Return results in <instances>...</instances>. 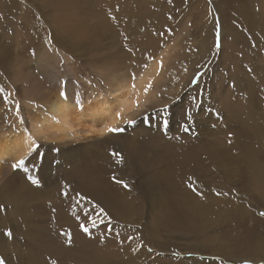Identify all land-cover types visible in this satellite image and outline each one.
I'll return each mask as SVG.
<instances>
[{
  "label": "rangeland",
  "instance_id": "374dc122",
  "mask_svg": "<svg viewBox=\"0 0 264 264\" xmlns=\"http://www.w3.org/2000/svg\"><path fill=\"white\" fill-rule=\"evenodd\" d=\"M173 1H175L176 7L174 6L175 9L167 19L168 25L164 28V31H166L164 35L166 34L167 37L163 42L155 46L156 49L151 54V58L147 59L142 65L129 66L130 60L123 61L125 62L124 64L120 60L113 59V57H109L108 60L103 61V51H110L112 53L116 48L107 41H105L107 46L106 50L103 47L100 50L102 53L97 55L90 54L83 43L67 44L64 41L63 43L57 41V46H55L57 48V63L52 68L47 65V69L50 71H45V74L49 73L46 77H40L41 74L38 77V72L34 67L40 56L37 54L42 53L44 48L42 42L35 43L38 45H32L27 50L28 52L21 53L22 55L17 48L20 45L15 41L12 42L16 39H10L9 44L3 40L0 42L2 56L4 53H7L4 60L0 61V88L4 89V92L0 93V140L8 133H15L14 136L16 137L18 135L22 136L19 134L20 132L26 133L30 139H27L30 142L27 143L17 157V161L20 159L25 160V166L29 171L25 173L22 169L14 170L11 167V173L2 180V183L10 177L13 179L14 184L22 183L28 185L31 197L23 205L26 206V212L28 211L27 215L30 217L28 229L30 231L32 230L33 223H35L34 218H38L41 215L39 210L34 211L32 209L33 204L35 206L43 204L41 211L47 214V221L43 215L42 225L48 223L47 226L51 228L56 225L54 224V220L57 224L63 223L62 219L58 217L57 220L55 219V212L53 213L51 209L49 210L50 215L47 213L48 205L53 206L57 210H60L63 204L69 210L76 209V202L66 199L61 195V192L65 190V185H70L72 189L70 195L74 196L76 192L84 194L80 186L87 185L91 174L94 171H98L99 168L102 170V175L107 182L116 183L113 180V177H116L118 180H123L129 188H125L120 184L123 190L127 194L129 192V194L127 195L126 203L123 204L124 201H122L118 205H114L107 200H102L101 193H98L100 196L96 197L89 193L88 199H91L95 204L105 209L108 217L99 216V208L95 212H92L97 224L95 228L91 222L83 220L82 217L83 223H86L91 234H85L81 230L79 225L82 220L79 222L77 220L74 227L68 224L69 227L65 222L64 225H57V230L52 232L54 234H49L52 238H50V243L56 242V244H59L61 242L60 245L70 246V248L61 249L60 245L59 247L50 246L51 252H47L43 248L44 251L41 253V257L46 260V264H50L52 260L56 261V264H79L78 262H70L73 254L72 249L74 245L72 244H74V234L77 232L80 236L84 235L88 239V242H92L93 244L95 240H99L98 242L101 245L105 239L108 240L107 238H111L112 236L114 238L112 231H109L105 227L108 219H111L112 224H114V221H117L123 224H130L139 229L134 235L143 243L147 254L139 260L140 262L137 261L136 264L144 262L146 264H243L244 260H249L247 258L241 260L240 252L242 251H236L239 253L236 254V256H239V258H236L238 261L224 260L220 257L221 255H218V251H214L218 242L216 237L220 236V233H225L230 225L228 223V226H226L225 223L216 220L218 218L217 214L211 216L204 222V228L202 226H190L188 229L186 227L180 228L177 227L179 224L176 226L169 225V227L167 222L159 220L167 215H179L178 212L181 211V203H184L176 197L178 190H175L165 179L164 170L166 165L162 160L165 154V147L163 145L151 152L153 163L146 168L139 167V169L128 154L134 152L132 143H135V141H137L136 144L140 142V145L141 143L146 144L149 141L147 138V140L145 139L147 134L145 137H136L138 131L144 130V128V131L149 130L155 132L154 134H156V130H159L167 136L176 132L179 127L180 130H183L181 125L188 121L186 122L182 119V114L187 109H193L192 114L194 116V121H192L193 125L190 124L191 122L189 124L187 123L189 127V131L187 132L190 133V131H193L194 139L200 137L199 142L196 144L197 146L211 141L214 131L211 124L217 119H222V114L214 109V105L204 103L200 98H203L206 93L208 96L205 100L212 98L218 99V96H215L212 91L215 92L216 84L218 85L217 78H219L221 73L223 74L222 66L219 64L220 60L218 59L220 58L221 51L220 48L217 50L215 47L216 30L214 33L215 41L213 47L211 42V29L213 24L216 25L218 19V13L213 2H217L218 0ZM40 22L42 28L47 30L46 23L42 20ZM16 29L21 30V28ZM226 39L227 37H225ZM46 51L51 52L50 49ZM32 52L35 54L33 55ZM115 60L117 62L120 61L119 63L123 65L121 64L120 66L119 63H114L116 62ZM153 60L157 61V66L156 69L154 68L149 72L146 83V86L150 83L151 88L147 93L144 92L140 98L136 94L137 96L133 97L134 101L132 102V106L122 115L123 118L117 119L115 117L117 120L112 123V126H118L124 129V131L100 136L98 134L84 135L83 133L80 135L81 133L69 130L66 132L67 134L63 135L53 127L49 128L38 123L40 117L38 118L37 116L48 115V103L46 101L52 95L51 98H54L56 95L57 97L61 96V92H64L66 96L72 94V92L75 93L74 95L78 99L76 106L78 110L85 109L87 107L86 105H92L96 100V102H99V100L100 102H110L113 99V93L115 92L117 83L126 81L130 82L131 86L133 84L135 85L136 79L146 71V68L151 65ZM110 66L114 67L108 69ZM194 71H196L195 74H193ZM182 72L185 74H182ZM197 73H201V75L197 77ZM188 76L191 77L190 80ZM133 77L135 78L133 79ZM194 80L196 81L195 83L193 82ZM195 86H198L196 93L191 91ZM5 93L8 94L10 103L5 104ZM195 97L198 99H195ZM136 100H139L138 108L135 105ZM17 102L20 106L19 117L16 115ZM189 105L196 107L194 108L192 106V108ZM165 106L167 108L163 110ZM186 107L188 108L186 109ZM114 108L115 105L107 110V112H103V114L106 116L109 115L110 111ZM146 115L151 116V123L145 119ZM20 117L24 120L23 124L20 123ZM204 118L209 128H204L203 125L199 124L201 119ZM129 120H134L135 123L128 124L127 121ZM164 120H167L166 126H163ZM40 125L42 129L39 127ZM109 136L114 138L112 139ZM153 139L159 142L156 135H154ZM127 146H130V148ZM122 147H126V149ZM120 150L124 151L125 155L128 154L126 156L128 160L124 159V152L121 153ZM111 151H118L122 154V164L115 162L110 155ZM107 153H109L108 156ZM209 163L210 170H194V174H191L192 187L190 189L192 190L194 187L199 193L214 196V211L218 205L225 209L227 206H223V203L232 201L230 197H233L242 208L239 213L229 208L232 214H236V226H234L233 232H241V235L245 234V236H248L250 234V228L255 227L257 237L262 241L261 247L264 248V216L260 215L261 212H264V188L261 187L262 192L252 190V188H256L257 184L247 168L241 169V173H238L236 179V171L223 169L218 159L210 158ZM1 164L3 166L7 165L4 161L0 160V166H2ZM107 165H110L112 168L115 167L112 173L109 172L110 166L106 169ZM197 165H193V167ZM11 174L12 176H10ZM29 177L37 180L38 183H32ZM152 186L154 187L152 188ZM163 186L165 189H163ZM167 188H171V190ZM228 190L232 191V193L228 192ZM217 192L227 194L216 195ZM194 193L197 194V192ZM55 194H57V198H55ZM54 199L57 202V206L53 202ZM18 204L12 202V204L10 203L5 208V203H0L2 206L0 207V218L5 217L7 209H11L13 212L11 210L9 211L12 212L11 214L14 217L12 220L15 223L16 219L19 221V218L15 216L19 212L17 211L19 209ZM85 205H87L89 211L92 209V205L87 204V200H85L80 202L78 211H80V208H84ZM139 212L140 214L137 215ZM219 215L226 217L228 213L222 210ZM32 217H34L33 220ZM256 217L260 218V220H256ZM48 218L50 219L48 220ZM102 220L104 221L103 223H101ZM203 220L204 218L200 219L202 222ZM162 222L166 224H162ZM202 222H197V225H202ZM50 223L53 225H49ZM67 226L72 230L71 237L73 236V239L71 238L72 244L70 245L63 235V233L70 231ZM22 228L24 230L25 226L23 225ZM9 232L8 228L5 227L0 230V234L2 233L1 236L4 237L6 235L7 241L10 242L12 234ZM206 234L210 235V237ZM21 239H23L22 236ZM26 242H28L27 245L35 246V242H33V239H30V236L26 239ZM44 242H46V237ZM5 248L0 247V260H3L4 264H16L17 260L13 256L14 254L11 251L9 253ZM148 248H152L153 251L151 253L148 252ZM210 253L215 254L209 255ZM122 254L107 256L106 261L104 258L100 264H113L118 262L122 260ZM6 256H9V258ZM217 257L220 259H216ZM261 259L258 262V258H256L255 260L257 262L253 264H264V258Z\"/></svg>",
  "mask_w": 264,
  "mask_h": 264
},
{
  "label": "bare ground",
  "instance_id": "6f19581e",
  "mask_svg": "<svg viewBox=\"0 0 264 264\" xmlns=\"http://www.w3.org/2000/svg\"><path fill=\"white\" fill-rule=\"evenodd\" d=\"M213 4L218 13L221 26V54L218 59L220 60L219 64L222 66L223 74L221 73L219 78H217L218 85L216 84L215 92L212 91L215 96H218V101L214 98L205 100L208 96L206 93L203 98L200 97L202 102L214 105V109L222 114V119H217L211 124L214 128L211 141L197 146L196 144L199 142L200 137L194 139L193 131L188 133L184 129L180 130V127L176 132L168 136L159 130H156V134H154L155 132L149 131V128L146 129L148 131H144V128V130L138 131L137 136H135L145 137L147 134L145 139L147 138L149 141L147 143L144 142L146 144L141 143V145L139 144L140 142L136 144L137 141H135V143H132L134 152L127 153L138 168H146L153 163L151 152L161 145L165 147V154L162 158L166 165L164 170L165 179L175 190H178L176 197L186 203L187 206L181 203V211L178 212L176 210L179 215H167L159 220L167 222L168 226L179 224L177 227L180 228L186 227L188 229L190 226H202L204 228V222L217 214L218 218L216 220L225 223L226 226H228V223L230 225L225 233H220L221 235L216 237L218 242L214 251H218V255H221L220 257L227 261H238L236 258H239V256H236L238 253L236 251H242L240 252L241 260L247 258L254 263L264 258V248L261 247L262 241L257 237L255 227H249L250 234L248 236H245V234L241 235V232H233L234 226H236V214H232L230 209L236 213H239L242 209L237 204V201L230 197L232 201L223 203V206H227L225 209L218 205L214 211L215 197L204 193H202L203 195H198L189 186V178H191L194 170H210L209 159L216 158L223 169L236 171V179L238 173H241V169L247 168L257 184L256 188H252V190L262 192L261 187L264 188V0H218L213 2ZM30 5L31 7H29ZM174 6L175 1L173 0L171 2L169 0H0V42L3 40L9 44L10 39H16L12 42L15 41L20 45V47H17L20 54L25 53L32 45H38L35 43L42 42L44 48L42 53L37 54L40 56L34 67L38 72V77L40 74V77H46L49 73L45 74V71H50L47 69V65L52 68L57 63V48H55L57 41L60 43L64 41L67 44L83 43L92 55L102 53L100 50L103 47L106 50L105 41H107L116 48L112 53L103 51V61L113 57V59L122 62L130 60L129 66L142 65L147 59L151 58V54L156 49L155 46L166 39L167 35H164V32H166L164 28L168 25L167 19L175 9ZM40 20L46 23L47 30L42 28ZM16 28H21V30ZM211 30L213 47L215 24H213ZM162 33L163 35H161ZM225 37H227L226 40ZM1 49L0 47V61L7 56V53L2 56ZM48 49L51 52L46 51ZM117 61L114 63L120 62ZM105 63L107 62L105 61ZM123 63L125 64V62ZM119 64L121 66L122 63ZM156 66L157 61L153 60L151 65L146 68V71L136 79L135 88L131 86L130 82H119L115 86L113 99L110 102H100V100L96 102V100L92 105H86L85 109H76L78 99L73 92L66 96V99L62 96L57 97V95L51 98L52 95L46 101L48 103V115L37 116L38 118L40 117L38 123L49 128L53 127L63 135L67 134L66 132L69 130L81 133L80 135L82 133L84 135L98 134L105 127L110 126V124L111 126L113 125L112 123L117 120L115 118L116 112H121L123 115L132 106L134 96L142 97L148 74L154 68L156 69ZM112 67L114 66H110L108 69ZM184 72L182 74H185ZM188 78L190 80L191 77L188 76ZM185 80L184 82H186ZM224 83L226 84L224 85ZM191 91L196 93L198 86L192 88ZM195 99L198 98L195 97ZM114 105L115 108L110 111L109 115L103 114V112H107ZM193 107L195 108L196 106ZM187 123L193 125L192 121ZM206 123L205 118L199 122L204 128H209ZM41 125L39 127L42 129ZM19 134L22 136L18 135L16 137L14 136L15 133H8L0 140V160L7 165H11L3 166L1 164L0 184L11 173L12 164L17 162L18 155L30 142L27 141L29 138L26 133L20 132ZM154 135H156L159 142L153 139ZM105 141L107 142V140ZM123 149H126V147ZM122 150H120L121 153L124 152ZM108 155L109 153H107ZM127 155L124 152L125 160H128ZM196 164L198 165L193 167ZM108 166L110 165H107L106 169ZM114 169L115 167L112 168L110 166L109 172L112 173ZM101 171L100 168L98 171H94L89 178L88 184L80 186L84 195L87 198L89 193L95 195V197L101 195L102 200H107L114 205H118L122 201L125 204L129 192L127 194L120 184L107 182ZM163 189H165L164 186ZM167 189L171 190V188ZM228 192L232 193L229 190ZM98 193L101 194L98 195ZM55 195L54 197L57 198V194ZM30 197L27 184H14L13 179L10 177L2 183L0 187V203H5V208L12 202L19 203V206L17 205L19 209H16L19 211L18 215L14 214L19 218V221L16 219L15 223L12 220L14 217L11 214L13 212L11 209H7L5 217L0 218V228H8L12 234L10 242L7 241L6 235L2 237V233L0 234V247L3 249L6 247L5 250L14 254L13 256L17 260L16 264H46V260L41 257V253L44 251L43 248L47 252H51L50 246L59 247L61 243H50V236L54 234L52 232L57 230V225H64L65 223L74 227L77 219L74 218L75 215L73 213L79 212V208L76 207L74 210H69L62 203V208L57 210L53 206L48 205L47 213L50 215L49 210L51 209L53 213L55 212L56 220L57 217L63 220V223L58 224L54 220L56 225L49 228L50 226H47L48 223L41 224L43 215L47 221V214L41 211L43 204L38 206L33 204L32 209L34 211L39 210L41 215L38 218L32 217L35 223H33L34 226L30 231L28 229L30 217L27 215L26 206H23ZM55 201L54 199L53 202L57 206ZM73 201L76 202L75 200ZM59 202L61 203V201ZM222 210L227 211L228 215L226 217L219 215ZM139 214L140 212L137 215ZM237 216L240 217L239 215ZM92 217L95 218L93 214ZM201 218H204L203 222L200 221ZM256 218V220H260V218ZM164 222L162 224H166ZM197 222H202V225H197ZM113 223L111 228H113L114 238L112 236L107 238L108 240L105 239L101 245L98 242L99 240H95L94 244L90 243L84 235L80 236L73 231L75 237L74 244L71 242L74 247L70 262L100 264L102 259L105 258L106 261L107 256H117L121 253H123L121 256L122 260L113 264H136L137 261L143 258L147 252L144 246L140 247L141 242L134 235L139 229L130 224H123L117 221ZM23 225L25 226L24 230L22 228ZM69 232L71 233L72 230L70 229ZM21 236L23 239H21ZM29 236L35 242V246L27 245L26 239ZM129 236L137 238L128 240L127 237ZM207 236L210 237V235ZM45 237L46 242H44ZM71 238L73 239V236ZM224 239L225 241H223ZM121 241H123V244H121ZM60 248H70V246L61 244ZM133 248H139V250L133 252ZM213 254L215 253H210L209 255ZM6 257L9 258V256ZM256 258H258L257 261L255 260ZM141 264H146V262Z\"/></svg>",
  "mask_w": 264,
  "mask_h": 264
},
{
  "label": "snow or ice",
  "instance_id": "6c2138e0",
  "mask_svg": "<svg viewBox=\"0 0 264 264\" xmlns=\"http://www.w3.org/2000/svg\"><path fill=\"white\" fill-rule=\"evenodd\" d=\"M169 2H171V0H169ZM171 18V17H170ZM220 31H221V26H220V23H219V20L217 19L216 21V44H215V47L217 50H219L221 44H220ZM163 35V33L161 34ZM253 47H255V45H253ZM35 53L33 52V55ZM201 75V73H197V77H199ZM135 77H133L134 79ZM194 83L196 82L195 80L193 81ZM133 88H135V85L133 84L132 86ZM151 88V84L149 83L145 89H144V92L147 93L148 90ZM4 92V89L3 88H0V93H3ZM61 96L64 97L66 99V94L64 92H61ZM4 101H5V104L7 103H10L11 101L9 100V96L7 93L4 94ZM135 105L136 107L138 108L139 107V100H136L135 101ZM167 106H165V109L163 110H166ZM161 110V111H163ZM19 112H20V106H19V103L17 102L16 103V115L17 117H19ZM116 118L117 119H122V113L121 112H116ZM145 119L148 120L149 123H151V116L150 115H146L145 116ZM182 119L184 121H194V116L192 114V110L191 109H187L184 111V113L182 114ZM20 123L23 124L24 123V120L22 117H20ZM128 124H133L135 123L134 120H129L127 121ZM167 125V120H164L163 121V126H166ZM181 127L184 129L185 132L189 131V127L187 125V123H184L181 125ZM124 131V129L118 127V126H107L105 127L102 131H100L98 133V135L100 136H104L105 134H116V133H120ZM110 155L113 157V159L115 160V162L117 164H122L123 163V156L120 152L118 151H111L110 152ZM12 168L14 170H17V169H22L25 173H27L29 171V169L25 166V160L24 159H20L18 160L16 163L12 164ZM29 180H31L32 183H38L37 180H34L32 179V177H29ZM113 180L116 182V183H119V184H122L125 188L128 187L127 184H125L123 182V180H118L116 179V177H113ZM189 181H190V184L189 186L192 187V184H191V178H189ZM192 190L194 192H197L198 195H203L202 193H199L198 190L196 188H192ZM72 192V189L70 187V185H65V190L61 192V195L63 197H65L66 199H70V200H75L76 201V205L77 207L79 208V205H80V202L82 201H85L87 200V204H91L92 205V209H91V212H95V210L97 208H99V216H104V217H108V214L107 212L105 211V209H103L102 207H100L98 204H95L91 199H88L84 194L80 193V192H76L74 196L70 195V193ZM227 193H220V192H217L216 195H226ZM2 207V206H0ZM71 207V205H70ZM91 212L89 211V209L87 208V205H85L84 208H80V211L79 212H74L73 214L75 215V218L78 220V221H81L82 217H83V220L85 221H88V222H91L93 227L95 228L97 226L96 224V219H94L92 217V214ZM261 216H264V212H261L260 213ZM104 221L102 220L101 223H103ZM111 225H112V221L111 219H108L107 220V224L105 225V227L109 230V231H112V228H111ZM80 228L81 230L85 233V234H88L89 233V228L86 226V223H83L81 222L80 223ZM63 235L67 238V242L69 244H71V233L68 232V233H63ZM116 235H119V234H116ZM137 237H133V236H129L127 237L128 240H133V239H136ZM103 242V241H102ZM121 244H123V241H121ZM140 247H143V243H141ZM139 250V248H133L132 251L133 252H137ZM148 252H152L153 249L152 248H148L147 249ZM189 255H191V253H189ZM201 259H203V257H201ZM216 259H220L219 257H217ZM0 264H4V261L3 260H0ZM50 264H56V261L52 260L50 262ZM243 264H253V261L251 260H244L243 261Z\"/></svg>",
  "mask_w": 264,
  "mask_h": 264
}]
</instances>
